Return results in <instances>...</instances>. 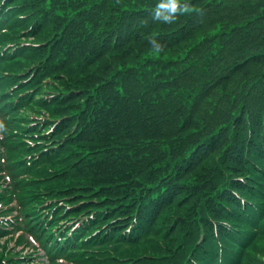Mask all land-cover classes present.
<instances>
[{
    "label": "trees",
    "instance_id": "1",
    "mask_svg": "<svg viewBox=\"0 0 264 264\" xmlns=\"http://www.w3.org/2000/svg\"><path fill=\"white\" fill-rule=\"evenodd\" d=\"M227 1L233 2L237 8L249 2L256 8L255 1L264 0ZM133 9L130 2L116 0H38L29 20L17 19L27 16L29 13L26 11L16 12L15 19L10 21L12 36L9 37L17 39L19 33H14V29L20 24L21 32H25V42L31 45L22 48L23 60L15 59V63L4 65L0 62V65L13 68L14 77L21 71L33 69L35 86L21 89L17 95L7 98L10 89L17 86L16 80L11 77L0 82V115L5 123L4 132L19 134L28 131L29 134H37L35 141L42 142L66 139L60 150L48 158L52 163L49 168L53 176L60 180H53L48 185V192L56 193L53 190L57 187L67 193L64 197L74 196L72 206L82 202L94 205L118 201L114 205H106L118 206L117 219H124L125 224L122 225L135 226L131 234H119L118 241L127 238L125 242L135 246L131 253L136 257L154 258L158 263L168 260L169 264H175L178 260L181 263L180 255H183L184 260L192 257L206 264H217L214 256L219 245L212 234V222L225 220L236 223L245 213L240 200H236L234 207L227 211L224 204L227 194L224 193L229 189L240 191L247 198L246 211L254 209V205L264 208V153L259 154L264 140V15L254 16L247 25L230 28H237L243 31L244 36L254 38L259 50L246 52V57H237L223 64L214 58L215 51L219 49H214L219 46L218 39L208 42L206 35L200 37L202 25L181 22L166 27L152 23L149 27L153 33L151 41L143 40L144 34L140 37L143 31L136 37L130 30L137 26L134 23L137 15L132 13ZM123 11L127 19L120 18L129 26L116 31L119 34L115 36H105V25L121 28L118 25L122 24L119 18H109L105 22V15H121ZM33 24L35 27L31 29ZM250 27L255 32L249 31ZM227 31L228 28L224 27L223 37ZM159 33L172 35L175 39L171 45L182 42L191 34L193 38H188V44L180 46L182 49L178 52L168 49L166 53H159L142 49L134 54L129 50L132 42L163 47L157 40ZM208 35H212L211 32ZM254 65L262 69L250 74ZM246 66L248 69L242 74V82H237L241 77L224 94L212 96L220 84H230L235 74ZM198 84L208 90L207 97H212L206 105L208 115L194 124L193 130L186 128L164 136L155 162L144 164L134 177L124 164L136 166L134 160H127V157L143 158L146 145L152 140L153 127L172 122L171 117L175 114L167 106L168 97L175 96L184 108L190 107L194 95H197L191 89L194 86L198 88ZM50 91H55L58 96L48 102L45 96ZM60 118L63 120L49 140L43 134L53 124L50 123L52 119ZM217 120L228 128L227 141L222 145L211 144L206 157L187 172L182 163H178L184 156L178 152L179 142L186 138L187 146L196 147L213 141L218 127L210 122L216 123ZM75 133H81L82 140L74 139ZM108 144H113L114 148ZM7 145L12 146V140L8 139ZM229 146L242 150L240 164L232 160L233 155L226 150ZM106 151L112 152L113 163H107L101 157ZM76 163H80L78 168L72 169ZM176 163L177 168L169 176L171 183L168 184L166 177ZM110 173L113 176H109ZM94 175L99 180L117 179L113 190L116 193L104 194L107 187L89 184ZM172 175L177 177V183L171 187ZM184 181L205 188L190 187L182 184ZM38 185L34 183L31 186L37 190ZM28 187L29 184L24 182L17 187L23 210L37 213L44 202V199L40 200L41 195L46 191L43 188L38 194V190L29 192ZM47 197L54 199L55 196ZM37 200L40 201L34 203ZM85 207L87 205L78 210ZM65 212L59 209L54 213L47 236L55 237L52 227ZM74 216V212L69 211L65 218ZM112 219L113 216L106 218L108 221ZM241 225L252 234L244 253L258 237L264 236V232L252 233L255 224L251 221H244ZM84 228L82 225L75 230L72 238L65 237L63 244L69 248L74 240L78 241V248L83 250L80 260L85 264H105L109 251L104 232L94 235L99 228ZM232 233V230H227L228 239L225 237L231 249L236 245L234 240H230ZM137 235L143 237V241L133 239ZM243 261L239 259L237 264Z\"/></svg>",
    "mask_w": 264,
    "mask_h": 264
},
{
    "label": "rangeland",
    "instance_id": "2",
    "mask_svg": "<svg viewBox=\"0 0 264 264\" xmlns=\"http://www.w3.org/2000/svg\"><path fill=\"white\" fill-rule=\"evenodd\" d=\"M118 2L123 3H129L134 0H116ZM147 1H159L158 4H163L167 2H173V0H147ZM177 1V0H175ZM180 1V0H179ZM184 3H180V6L176 9L179 11H183L185 14L184 19L182 20L183 23H186L188 25H202L201 26V32L200 37L202 35H206L209 37V39H215L220 36L221 43L220 46L222 48V53L226 55V58L222 59L223 64H227L230 59H234L237 57H246V52H254L256 50H259L260 46L256 40L250 39L246 36H244L243 31L238 30L237 28L230 29L235 26H241V25H247L249 22L248 20H252L257 18L256 16H263L264 15V1L263 2H257L258 7L253 8L254 5L252 3H246L242 8L232 5L233 2H228L227 0H184ZM187 9V10H185ZM199 12H203L202 16L199 15L197 17V14ZM193 17L194 21L186 20L187 18ZM180 18L179 20H181ZM209 26H206V25ZM224 27L228 28L229 31L228 34L223 37V29ZM182 28V25L179 26V29ZM249 31H254L251 27L249 28ZM206 32V33H205ZM211 32L212 35H208ZM255 32V31H254ZM220 33V34H218ZM262 33H264V24L262 27ZM195 34V33H193ZM193 34L188 36V38H193ZM212 37V38H211ZM188 38L184 39L180 43H175L173 45L164 44L161 46H167L168 48L163 47H154L149 45H142L140 42H132L131 49H129L132 53L137 54L140 50L145 49L147 51H153V52H167L168 49L174 50V52H178L182 49V45L188 44ZM146 41H151V38L144 37ZM250 39V41H248ZM159 40L161 42H167V38H163L162 36L159 37ZM173 40V38L171 39ZM210 42V40H208ZM160 46V45H159ZM264 48V46H263ZM248 69V66H246L241 72L238 74H235L232 82L229 83H222L218 86V89L212 93V96L214 95L219 96L220 94H224L225 91L228 89L234 87V84L237 82H242L244 79V75H242L245 70ZM259 69L261 70V67H258L257 65L251 66V70L249 71L250 74L253 72H259ZM242 77V78H241ZM239 78H241L239 81H237ZM237 81V82H236ZM212 99V97L209 95L208 100ZM207 102L204 103V105L198 110L197 118L193 120V125L198 123V121L202 118H205L208 115V111H206V105ZM226 103V102H225ZM20 111V110H19ZM215 114H218L217 111L214 112ZM211 125H213V122H210ZM202 126V125H201ZM21 134L26 136V138H30V135L27 131H22ZM34 134V133H30ZM22 139L21 137H18V142L21 143ZM191 177V174L189 175ZM44 186L39 184L37 187L38 194L41 189H43ZM41 195V196H45ZM24 243L21 244L20 248L23 246ZM28 247V246H27ZM24 251V250H23ZM32 254H34L32 251H30ZM36 255L34 256L35 263L34 264H44L45 261L43 260H37L38 257H41ZM242 264H264V236H260L257 238L256 243H253L251 247H249L246 250V253L244 255V261Z\"/></svg>",
    "mask_w": 264,
    "mask_h": 264
},
{
    "label": "clouds",
    "instance_id": "3",
    "mask_svg": "<svg viewBox=\"0 0 264 264\" xmlns=\"http://www.w3.org/2000/svg\"><path fill=\"white\" fill-rule=\"evenodd\" d=\"M169 7L171 8L172 11H176V2L175 0H173V2L169 5ZM187 10V9H185Z\"/></svg>",
    "mask_w": 264,
    "mask_h": 264
}]
</instances>
